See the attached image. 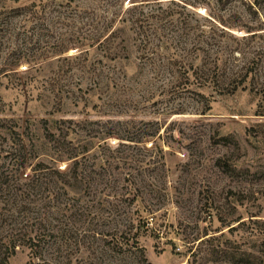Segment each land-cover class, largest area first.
I'll return each mask as SVG.
<instances>
[{"label": "rangeland", "instance_id": "1", "mask_svg": "<svg viewBox=\"0 0 264 264\" xmlns=\"http://www.w3.org/2000/svg\"><path fill=\"white\" fill-rule=\"evenodd\" d=\"M224 1L214 10L213 0H0V245L17 233L8 211L12 194L4 191L8 183L11 190L5 175L15 156L25 157L21 179L38 163L66 172L76 159L79 171L106 172L110 182L93 184L90 194L86 176L79 208L51 221L56 237L42 233L40 257L17 246L8 264H264V0ZM167 10L176 12L178 30L155 22L159 40L139 52L132 20ZM113 16L108 31L91 40L93 26L102 29ZM205 17L228 31L223 44L236 48L234 55L243 53L238 68L243 55L257 52L236 90L189 68L210 67L201 41L180 34L187 24L207 28ZM113 30L116 55H108L96 47ZM244 37L245 45L233 39ZM229 54L226 48L220 56L219 71L233 67ZM127 176L137 183L133 202ZM103 193L111 203L126 201L108 216L88 201L103 204ZM59 194L63 201L73 195ZM139 215L157 228L132 229L144 256L112 251L111 236L89 234L92 228L119 236Z\"/></svg>", "mask_w": 264, "mask_h": 264}, {"label": "trees", "instance_id": "2", "mask_svg": "<svg viewBox=\"0 0 264 264\" xmlns=\"http://www.w3.org/2000/svg\"><path fill=\"white\" fill-rule=\"evenodd\" d=\"M187 1V0H185ZM215 8L214 10H223L225 7V1L224 0H213ZM188 2H192L193 4H197L199 2H203V0H188ZM172 5H175L174 2H171ZM178 6V5H176ZM135 9V7H132L131 11ZM210 15L213 14V10H209ZM176 12H173L171 10H167L165 12L159 13L157 16L155 14H148L144 16L142 13H140L138 16H136L132 22H131V28L130 31L132 32L130 37L132 44L136 46L137 50L144 51L148 45L153 44L154 39L159 40L157 35V29L158 26L155 22H158V25L160 22H164L160 29H166L165 24L170 27V24H173V27L176 29L178 28L176 24L173 22V14ZM116 13H113L115 15ZM179 15L181 13H178ZM193 17V15H191ZM115 16L108 18L107 21H104V25L102 29H97L98 27L96 25L93 26L94 31V37L91 40L97 41L99 37L103 35L104 32H107L108 28L112 25V23L115 21ZM117 17V16H116ZM212 18L215 20L217 19L216 15H212ZM209 18H204L208 24H198V22L185 25V28L182 29L180 34H182L183 37L186 39L189 37L192 41L195 39H199L202 43V46L206 51H203L205 53V58L207 57L206 61L207 64L210 66L206 69L207 66H203L202 69H197L196 67L193 68L192 65H189V68L192 70V73L195 75H199L198 77L203 78V81H210L213 82V85H221L222 90L232 91L236 90L238 87V84L245 79L244 77H247L248 74H250V69L252 68V63L255 61L254 55L257 54V52L251 51L249 55L252 54V56H246L243 55L242 58L245 65L238 68V63L241 57V53L239 51V58L234 55V51L237 49L234 48L233 50H230L226 45L223 44V40L228 34V31H226L223 27H219L214 24V20ZM130 19L120 17L119 21L122 23H125V21H128ZM131 21V20H130ZM195 21L196 18H195ZM220 23L224 26L228 25V21L218 19ZM178 22L182 23L181 20ZM185 22V21H184ZM186 23V22H185ZM89 25H92L89 23ZM157 27V29H156ZM178 30V29H177ZM118 34L117 30L111 31L108 36H106L103 40L99 41L96 48L104 49V51L108 52V55L115 54V48L112 49L111 44L114 41V39L118 38L116 36ZM161 34L165 36V32L162 31ZM253 35V34H252ZM167 37V36H166ZM169 37V36H168ZM238 44L242 43L245 45V41L247 40L245 37L241 39L233 38ZM251 39V37L249 38ZM125 39L120 41H124ZM172 40V39H171ZM228 49V52L230 54L228 55L227 61H230L233 65V67L230 70H226V67L222 68V71H219V68L217 66L218 62L220 61V56H223V53L226 51V48ZM248 47V46H246ZM195 50H201L199 47H195ZM209 53V54H208ZM212 54L214 56L212 57ZM148 55V54H146ZM143 56V54H142ZM179 58H184V56L178 55ZM226 63V62H225ZM213 65V66H212ZM189 71V69H188ZM201 74V75H200ZM256 86H263L262 83L257 82ZM256 86H254L256 88ZM218 88V87H216ZM221 90L220 88H218ZM74 157L77 155V153H73ZM24 156L21 159L20 156H15L13 159L9 160L8 166L9 171H7L8 175H5L9 177V181L11 182L9 188H6L4 191H7L6 193L12 194V206L13 209L10 211V215L14 217L15 219V231L17 233H14L13 235H9L5 238L4 242L0 245V264H8L9 258L16 252V247L21 246L28 249V251L33 255L34 257L39 258L41 253V246H40V238L45 236V233L43 236L42 233L44 231L49 232L48 234H52V230L50 228L54 227L52 225L51 221L59 222L61 223L62 220L59 218L60 215L63 216V211L69 208L78 207V203L81 200L80 198V191L79 186H81L82 182L88 177V183L85 184V187L87 188L88 192L90 194L96 193V188H93V184H98L104 182L106 187L110 186V182H107L105 176L106 172H94L92 171L90 174L95 175V177H91L90 174L87 173L85 169H82V171L78 170L79 163L75 159L73 162V165L71 169H69L66 172H60L55 169H52L50 166L44 165L42 163H38L34 167H32L33 172L31 173V177L29 179H21L20 177V171L24 167L23 160ZM78 163V165H77ZM128 174V173H127ZM97 175V176H96ZM130 176V174H129ZM124 177L123 179L128 181L129 185L125 187V190L132 191V198H128L129 201L133 202L134 199L137 198L138 193H135L137 189L135 188V185L137 183L135 181H131L128 177ZM105 178V179H104ZM121 178L115 179L113 181V188L119 183ZM104 180V181H103ZM8 181H6L7 183ZM117 183V184H116ZM2 184H5L2 183ZM135 184V185H134ZM51 185L56 186L55 189H51ZM104 186V185H103ZM129 186H132V189L129 188ZM60 189H67L68 194H73L72 196H68L65 201H63L60 198L59 190ZM3 192V189H2ZM107 195L109 193H103L102 194V200L103 204L98 202V200L94 197L92 199H88L90 204H98L99 208L103 207V209L108 213L110 211L115 212L117 208L121 206V203L125 202V199H118L117 202L111 203L106 199ZM92 205L81 207L82 211H85L86 209H89ZM49 210H53L56 214L55 217H48ZM110 209V210H109ZM80 210V209H79ZM109 210V211H108ZM30 213L34 215H29ZM137 213V211H136ZM25 214V215H23ZM18 218V219H17ZM152 224L151 221L147 217H143L142 215H139V221L137 222V225H135L133 222L129 223L128 231L121 232L119 236L116 235V233H110L109 231H98L97 229H88L89 234L95 238L96 236H111L112 240L108 241L106 244L108 248L112 251L117 250H123L122 253L130 252L132 250L137 251L143 255L142 247L138 243V240L136 239L137 233H132V229L134 226L137 228L144 227V230H156ZM154 227V228H151ZM160 226V224H158ZM29 227L30 229H28ZM56 228H59L56 225ZM61 231L63 232L62 228ZM41 236V237H40ZM52 236H55L52 234ZM127 236V237H126ZM51 237V236H49ZM56 237V236H55ZM44 242H45V237ZM131 238V243H129V239ZM48 242V240H46ZM123 245H125V248H123ZM144 258V257H143ZM144 261L146 264H150L145 259Z\"/></svg>", "mask_w": 264, "mask_h": 264}, {"label": "bare ground", "instance_id": "3", "mask_svg": "<svg viewBox=\"0 0 264 264\" xmlns=\"http://www.w3.org/2000/svg\"><path fill=\"white\" fill-rule=\"evenodd\" d=\"M181 264H185V263H181Z\"/></svg>", "mask_w": 264, "mask_h": 264}]
</instances>
